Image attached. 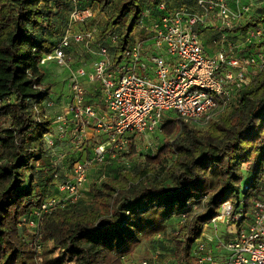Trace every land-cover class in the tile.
Returning <instances> with one entry per match:
<instances>
[{
	"label": "trees",
	"instance_id": "trees-1",
	"mask_svg": "<svg viewBox=\"0 0 264 264\" xmlns=\"http://www.w3.org/2000/svg\"><path fill=\"white\" fill-rule=\"evenodd\" d=\"M98 2L102 11L111 7L113 12L104 36L123 27L114 47L118 66L144 12L159 17L160 1L152 7L144 0ZM55 15L52 8L42 9L40 0H0V264H39L33 239L42 245L41 264H64L53 259L47 245L51 241L75 259L70 264H123L174 218L182 225L172 240L170 264H199L196 243L223 204L230 201L238 209L244 200L247 210L264 181V68L233 95L208 131H198L180 117L163 119L164 145L145 157L146 167L132 173L118 164L115 172L94 183L90 203L45 215L39 235L32 231L29 244L19 225L44 201L33 176L47 154L45 139L53 134L51 118L45 114L52 90L44 86L41 61L55 51L68 27L57 44L47 45L45 33L58 34L52 23ZM256 27L264 29V13L233 31L247 33ZM256 46L264 49V39ZM86 102L92 104L88 98ZM138 139L134 137L130 152L116 160H133ZM90 153L88 160L93 158ZM251 164V178L245 183L244 170Z\"/></svg>",
	"mask_w": 264,
	"mask_h": 264
},
{
	"label": "built area",
	"instance_id": "built-area-1",
	"mask_svg": "<svg viewBox=\"0 0 264 264\" xmlns=\"http://www.w3.org/2000/svg\"><path fill=\"white\" fill-rule=\"evenodd\" d=\"M191 1L204 10V15L194 13L187 4L172 8L160 1L157 4L159 17L152 18L150 10L144 12L138 24L142 37L130 44L118 66L114 64L115 55L110 47L101 44L98 58L89 71L84 66L73 68L70 50L74 44L92 41L93 33H73L71 26L86 23L93 15L89 9L72 10L70 26L60 44L41 61L42 67L55 63L70 70L68 112L72 118L68 114L57 116V133L46 137L45 150L52 158L58 157L55 153L57 140L67 133L69 120L74 125V137L82 144L81 149H87L88 142L84 139L87 128L98 131L103 140L92 146L91 160H80L72 165L71 177L60 186L59 191L64 196L45 199L33 210L26 223L34 235H39L45 215L78 203L88 172L94 165H104L108 158L128 154L131 140L155 134L168 112L195 125L208 124L225 110L238 90L249 84V75L264 68V56L237 57L224 50L209 56L201 40L199 27L209 23L210 13L215 12L222 26L231 29L232 21L250 11L248 6L234 15L229 0ZM263 39L261 27L247 32L248 43ZM87 84H97L105 90V112L87 104ZM47 106H52L51 100ZM59 159L54 161L55 166ZM219 223L230 227L227 240L223 238L219 242L225 253L221 257L204 254L205 246L199 244V264H264V181L257 195L248 202L247 210L244 200L240 201L238 209L230 201L225 202L220 214L213 219L212 228L217 230ZM31 246L36 250L38 263H42V245L33 239Z\"/></svg>",
	"mask_w": 264,
	"mask_h": 264
},
{
	"label": "crops",
	"instance_id": "crops-1",
	"mask_svg": "<svg viewBox=\"0 0 264 264\" xmlns=\"http://www.w3.org/2000/svg\"><path fill=\"white\" fill-rule=\"evenodd\" d=\"M154 1L156 0H144V3L146 6L152 7L154 6ZM158 1H165L169 7H179L183 4H188L194 13L199 14V15H204V10L191 0H158ZM95 3L100 8L98 0H40V5L42 9L45 10V9L52 8L55 13H58V15H55L52 17V20H53L52 23L56 24V30L58 29V31H63L65 25L67 26L70 24V14L73 9L78 8L80 10H87V9L90 10L91 8L94 7ZM243 3H245V0H229V8L234 15L235 14L237 15L240 11H242L241 8L244 6H248L250 8V11L248 13H244L239 19L237 20L235 19L234 21H232L233 26L231 29L222 26V20L216 15L215 12L210 13L209 23L205 27H199V32L201 34V40H202L204 50L207 55L215 56L218 52L224 50L225 52H227V54L229 55L234 54V56H237V57L263 56L260 54L262 53L264 54V49L258 48V46H256V45H259L261 42H263V40H257V41H254L253 43H248L246 40L243 41L244 38L246 39L247 33L234 32L233 29L244 25L249 20L260 17L264 13V7H263L264 0H249L247 2L248 3L247 5ZM65 6H67L68 8L64 9ZM57 7H60V9L62 8L63 9L59 11ZM90 11L92 12V15H93L91 19H93L94 17L93 10H90ZM89 20L88 22L86 21L87 22L86 24L80 23V24L71 26L72 32L73 33L85 32L83 30L84 25L89 24ZM137 32H138V36H136V38H134V33L132 34L133 41H136L140 37H142V33L138 28H137ZM120 34L121 32L118 34V38L120 37ZM43 39L47 41V45L51 44V46H54V44H57L59 42L60 37L58 34L54 35L51 32H46ZM74 45L75 46L78 45L77 47H79V49L81 48V50L84 51V53L88 55L87 47L84 48L82 44H74ZM108 46L110 47L111 52L115 55L116 49H115V52L112 51V49L114 48V45L111 44ZM74 48H71V51H73ZM255 51L257 52L262 51V53H257ZM97 58H98V53L93 54L92 61L96 60ZM83 66L86 67L88 71L91 70V67L87 63H85ZM83 66L76 62L74 63L73 68L75 69V68L83 67ZM250 72H252V69L249 70V73ZM47 78L49 77L47 76L46 80ZM52 82L53 80H51L50 82L46 81L47 85H50L51 90L53 91ZM64 83L65 84L67 83L68 85V78L64 81ZM67 87L69 89V86ZM87 88L90 91V93L87 96L89 101L96 108H98L101 112H105L107 110L105 90L98 88L97 84H87ZM69 94H70V91H69ZM51 101H52V106L48 108L49 115L59 116L62 114H68L69 118H72V115L68 112V107L70 104V96H69V99H66V100L60 99L58 101H53V100ZM72 129H74V125H72L69 120V126L67 128V133L65 134V136L57 140V147L55 149V153L57 152L61 154L63 150L66 153L65 162L63 163V165L55 166V164H53V162L48 157H46V158H43L42 164L41 165L38 164L36 170L34 171L33 177L35 179L36 184L39 186V189L44 194V200L48 198L61 199V197L64 196L59 191L60 186L65 180L71 177L72 165L76 161L85 160L88 157H91L92 154L90 153V151L93 150L92 146L95 145V143L96 145H98L103 140V137L99 135L100 133L98 131H96L92 127L87 128V131H86L87 133L84 139L88 143H87V147H85L87 148L85 151L81 149L82 144H80L78 142V139L74 137ZM62 146L65 147L63 148V150L60 148ZM121 160L124 161L123 156L121 157ZM121 160L108 159L104 165H94L89 171L88 180L85 186L81 190V195H80V198L77 204H82L85 200L92 201L93 194L92 192L90 194V190L92 188L91 187L89 188L88 185L90 184L91 186V184L96 183L99 175L102 172L107 173L110 170L112 171L113 169L117 167L118 164L119 165L122 164L120 163ZM37 173H39V178L37 177ZM212 232L209 233L208 235L204 234L203 238L196 243V248H198L199 244H203L205 246L204 254H214V251H216L217 254L218 253L224 254L225 252L222 251V247L219 246V242L222 241L223 238L227 240V238L229 237V235L227 234L228 231L226 232L225 229H223L222 231H219V228H218L217 230H214ZM198 253L199 252H197V255Z\"/></svg>",
	"mask_w": 264,
	"mask_h": 264
},
{
	"label": "rangeland",
	"instance_id": "rangeland-1",
	"mask_svg": "<svg viewBox=\"0 0 264 264\" xmlns=\"http://www.w3.org/2000/svg\"><path fill=\"white\" fill-rule=\"evenodd\" d=\"M249 0H245V5H247ZM263 7H264V3H263ZM90 10H93L94 13V17L93 19L89 20V24L84 25V31L86 32H92L93 33V40L92 41H88V42H84L81 43L83 45V47H87V52L88 55L86 53H84V51L81 50V48L79 49V47L73 45L72 48H77L73 51H71L72 53V57H73V65L74 63H79L80 65H84L85 63H87L90 67L93 66L94 61H92V56L93 54H96L99 52V45H103V44H108L111 45L113 43H117L118 44V34L120 32H122L123 27L119 26L116 28L115 33L110 36L109 38L104 36V32L106 30L105 27H107V24L109 23L111 17H112V8H107L106 10L102 11V9H100L98 7V5L95 3L94 7L91 8ZM88 22V21H87ZM86 22V23H87ZM91 22V23H90ZM84 23V24H86ZM70 25H68V27H65L67 30V28H69ZM82 31V29H81ZM95 31V32H93ZM58 32L59 37H61L62 35V31H60L61 33ZM136 36H138V32H137V28L134 31V38H136ZM246 40L245 38L243 39V41ZM245 43V42H244ZM257 43V42H256ZM84 50V49H83ZM113 52H115V48L112 49ZM257 52V51H255ZM93 53V54H92ZM257 53H262V51L257 52ZM259 55V54H258ZM256 55V56H258ZM263 55L264 54H260ZM86 68V67H85ZM44 69V73L47 74V76L50 78H45V85H47L46 81L50 82L51 80H53V91H51L50 94V99L53 101H58L60 99L66 100L69 99V89H68V85L67 83L65 84L64 81L68 78L69 75V69L65 68V67H59L57 66L55 63H48L46 66L43 67ZM258 73L249 75V79L250 82L249 84L253 81V79L256 77ZM46 76V77H47ZM56 76V78H55ZM59 82V83H58ZM51 83V84H52ZM50 84V83H49ZM51 87V86H50ZM46 105V104H45ZM45 114L47 117L51 118V122H52V130H53V134L57 133V128H58V124L56 123V115H49L48 114V106L46 105L45 108ZM222 115H218L215 116L208 124L206 125H195L192 124L196 130L201 131V132H206L209 130V128L211 127L212 123L218 121L221 118ZM177 115L173 112H168L166 113L164 119L165 120H173V119H177ZM55 132V133H54ZM178 132V130H175L174 133L176 134ZM143 139V140H142ZM165 142V138L163 137V135L161 134V131L158 130L155 134H153L150 137H142L138 139L137 142V152L133 157V160H128L125 159L124 161H120V168L126 169L132 173H137L138 171H140L141 169H143L144 167H146L147 163L145 161V157L147 155H155L157 154V152L162 148V146L164 145ZM94 146V145H93ZM62 150L63 148H65L64 146L60 147ZM56 155L60 158L58 161V165H63V163L65 162V151L63 150L60 153L56 152ZM46 157H48L53 164H55V160L58 158H52L51 154L47 153ZM45 157V158H46ZM42 164V161L39 163V165ZM247 168H245L244 170V176H245V180L244 182L247 183L250 178H251V174H250V169L252 168V164L251 165H247ZM116 171V168L113 169L112 171L110 170L109 172H102L97 181L100 182V179H103L104 177H107V175L113 173ZM28 177H31V174H28ZM37 177L39 178V173H37ZM166 179V176H164ZM164 177H161L162 180H164ZM39 181V179H38ZM95 184H90L88 185V187L92 188ZM92 190V189H91ZM90 190V194L93 191ZM86 201V202H85ZM83 203H90L91 201L85 200ZM77 204H73L70 205V207H74ZM212 223V222H211ZM211 223L208 224V226L205 229L204 234L208 235L209 233H211L212 231H214V228H212ZM182 225V220L181 219H176L174 218L173 221H170L167 223V229L161 233L160 235L151 238L150 240L144 241L134 252V254L132 256H129L128 258H126L124 260L123 264H141L143 262H148L149 264H170L173 259H174V245L172 243L173 237L177 234V231L179 229V227ZM219 227V231H222L223 229L226 230V232L230 231V227L227 228L226 225L219 223L218 225ZM19 231L20 234L23 235L26 240L28 241V243L30 244V239H31V232L33 231V229L29 228L27 223L22 221V223L19 225ZM213 233V232H212ZM203 234V236H204ZM203 238V237H202ZM201 238V239H202ZM48 248L52 251L53 253V259L55 260H60L62 259L64 261V264H70L72 262H74L75 259L69 258L66 255H63V250L62 248H60L56 242L51 241L49 242ZM45 247V244H44ZM220 250V249H218ZM224 252V251H223ZM214 254L218 257H221L223 254L221 253H216V251H214ZM43 257V255H42ZM41 264V263H40Z\"/></svg>",
	"mask_w": 264,
	"mask_h": 264
}]
</instances>
